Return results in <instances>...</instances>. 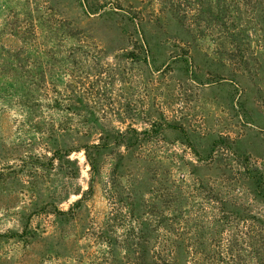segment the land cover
<instances>
[{"label":"rangeland","instance_id":"obj_1","mask_svg":"<svg viewBox=\"0 0 264 264\" xmlns=\"http://www.w3.org/2000/svg\"><path fill=\"white\" fill-rule=\"evenodd\" d=\"M222 214L264 217V0H0V264H188Z\"/></svg>","mask_w":264,"mask_h":264},{"label":"trees","instance_id":"obj_2","mask_svg":"<svg viewBox=\"0 0 264 264\" xmlns=\"http://www.w3.org/2000/svg\"><path fill=\"white\" fill-rule=\"evenodd\" d=\"M221 216L222 218L217 215L212 217L213 222H216L214 224H217L219 228L217 242L195 247V253L192 251L188 264H264V217L256 219L255 216L247 214L238 217L240 221L248 222L250 230L246 233L237 232L234 242H231L230 238L233 236L231 235L232 226L228 220L230 216L228 217L227 214ZM203 232L208 239V235L205 231ZM241 243L244 244L241 245ZM242 251L248 253L246 259L240 258ZM196 254L200 255L199 259Z\"/></svg>","mask_w":264,"mask_h":264}]
</instances>
